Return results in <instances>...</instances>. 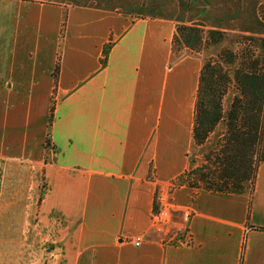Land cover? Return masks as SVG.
Returning a JSON list of instances; mask_svg holds the SVG:
<instances>
[{
    "label": "crops",
    "instance_id": "0c3cea01",
    "mask_svg": "<svg viewBox=\"0 0 264 264\" xmlns=\"http://www.w3.org/2000/svg\"><path fill=\"white\" fill-rule=\"evenodd\" d=\"M131 12L0 0V264H264V161L240 193L172 185L201 61Z\"/></svg>",
    "mask_w": 264,
    "mask_h": 264
},
{
    "label": "trees",
    "instance_id": "16d2710c",
    "mask_svg": "<svg viewBox=\"0 0 264 264\" xmlns=\"http://www.w3.org/2000/svg\"><path fill=\"white\" fill-rule=\"evenodd\" d=\"M135 16L175 21L171 49L200 52L221 42L229 30L239 31L238 48L222 47L199 70L192 138L203 147L216 127L223 130L201 162L188 167L172 185L240 193L253 187L264 161V0H101ZM230 7V8H229ZM65 22L63 15L62 28ZM61 28V30H62ZM109 43L105 45V53ZM57 61L52 72L56 79ZM233 88L225 108L223 99ZM53 103L49 110V123ZM48 145V141H46ZM154 212L158 211L155 206Z\"/></svg>",
    "mask_w": 264,
    "mask_h": 264
},
{
    "label": "rangeland",
    "instance_id": "374dc122",
    "mask_svg": "<svg viewBox=\"0 0 264 264\" xmlns=\"http://www.w3.org/2000/svg\"><path fill=\"white\" fill-rule=\"evenodd\" d=\"M227 32L228 33H227L226 37L221 42H219L218 44L213 45L207 49H204L200 52H193V51H190L186 48H182L179 51L184 56H187V55L191 56L192 55L193 57H198L201 61V65H202V62L205 58H207L208 56H211V55H215L219 51V49L222 47H230V48L235 49V50L238 48L239 45H238L236 39H237V36L239 35L240 32L237 30H229ZM173 52H178V51H173ZM233 93H234V89L231 88L229 90L228 94L224 97L223 106L225 108L228 106V103L230 102V99H231ZM222 130H223V125L217 126L216 130L210 135L208 141L206 142V145H204L203 147H200L198 152L191 154V160H190V166L189 167L196 166L201 162L203 152L206 149H208L214 145L216 138L219 136V133H221ZM9 209H10V212H18V211L22 210V205L11 204L9 206ZM28 210H29V206L27 205L26 211H28Z\"/></svg>",
    "mask_w": 264,
    "mask_h": 264
},
{
    "label": "built area",
    "instance_id": "2783aa9c",
    "mask_svg": "<svg viewBox=\"0 0 264 264\" xmlns=\"http://www.w3.org/2000/svg\"><path fill=\"white\" fill-rule=\"evenodd\" d=\"M165 211L164 210H159L157 212H155L154 214V218L156 221L158 220H162L165 217ZM134 244L138 245L141 242V238L140 237H136L135 239L132 240Z\"/></svg>",
    "mask_w": 264,
    "mask_h": 264
}]
</instances>
